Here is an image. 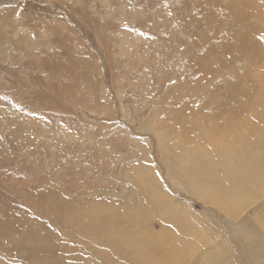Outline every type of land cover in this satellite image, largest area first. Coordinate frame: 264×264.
Returning <instances> with one entry per match:
<instances>
[{"label": "rangeland", "instance_id": "1", "mask_svg": "<svg viewBox=\"0 0 264 264\" xmlns=\"http://www.w3.org/2000/svg\"><path fill=\"white\" fill-rule=\"evenodd\" d=\"M0 48L17 56L0 58V264H31L32 246L56 250L60 264H93L90 254L135 238L140 264L144 251L155 264H216L218 247L217 264H264V191L230 209L231 196L199 189L182 174L197 144L177 145L175 119L224 102L246 117L264 81V0H0ZM224 157L237 158L230 145ZM51 201L77 210L82 226L95 211L94 223L131 211L130 240L110 247L99 231L97 244L75 242L79 226L50 224ZM129 255L113 257L133 264Z\"/></svg>", "mask_w": 264, "mask_h": 264}, {"label": "bare ground", "instance_id": "2", "mask_svg": "<svg viewBox=\"0 0 264 264\" xmlns=\"http://www.w3.org/2000/svg\"><path fill=\"white\" fill-rule=\"evenodd\" d=\"M259 85H261V88L260 91L259 90L257 91H259V94H261L260 97H254L251 101V104L250 105L248 104L249 106L247 107L243 106V108H241L243 113L246 114V117L242 118L240 111L239 112L237 111L238 109L229 110L226 102L218 105L216 113L214 112L210 113L205 111H202L201 113L200 112L194 113L195 115L192 116L193 121H190V118L186 119V117H182L180 115L175 117V119H177V124H181L182 127V130L181 132H179L180 134L178 135L180 141L179 143H177V145L182 142L183 144L189 142L194 147V145L197 144V148H193L194 149L193 160L190 159V156L188 154L184 155V161L190 165V169L193 171L190 170L192 174L186 173L184 171L182 173L183 176L185 177L189 176L193 178L195 182L199 183V187H198L199 189L203 188L205 190V193L210 192V197L211 195L215 197L219 195L231 196V201L229 204H227L226 201H222V204L225 203L229 205L230 209L231 207H234L235 205L234 201L237 198V196L241 197V198H237L238 200L236 199L237 202L240 203L244 201L245 196H248L246 193H250L249 190L254 191L255 193L260 192V194L262 191H264V81L262 79L260 80ZM255 95H258V93ZM202 105L207 106L208 105L207 100L203 101ZM162 126L163 128L165 127L166 130L171 129L170 125H162ZM190 130H194L195 132L192 136L191 135L189 136V139H186L184 133ZM196 131H198V133ZM163 144L164 143L162 142L161 147L163 146ZM229 145H230V149L232 150V153H234L237 157L235 158V160H231V159L226 160L224 157L227 152V147ZM210 152L220 156L219 162L212 161L209 158H207V155L210 154ZM173 153L176 155L175 152ZM161 154L162 155L164 154L167 160L168 158L169 160H171V157H174L173 155H170L169 152H166L165 154L163 147L161 149ZM167 160L166 163H168ZM168 167L171 169L172 172L175 171V173H179L176 172L177 168L174 165V160L169 163ZM136 172L138 171L136 170ZM146 180L147 179L144 176H141V184L144 183ZM147 183L149 182H145L143 186H141L142 193L144 194L143 200L147 199L145 194L146 195L148 194L147 193L148 190L144 188L145 186L147 187ZM192 187L194 188V185ZM134 193L135 196L133 195V199L137 196L136 188H134ZM46 206L49 212L48 214L53 216L51 217V219H49V221H51L50 224L52 226L54 227L57 226L59 229L64 230L62 225H59L58 223L52 220L53 218H55L59 222H63L67 224L66 230L69 228V226L75 229L77 228V226H79L80 229L76 230L75 232L72 231L73 233L72 236L75 237H77V235L78 236L83 235V236L81 239L75 242L79 241L84 244V241L86 240L85 237L89 235L90 238L92 237L97 244L99 231H101L103 236H105V239H103L105 245H108L110 247H114L120 241L130 240L129 237L131 235V232H129L128 230V225H129V220L131 218L130 217L131 211H127V214L122 216L123 220L120 217L113 219L114 216H111L112 213L111 214L102 213L99 221L94 223L95 217L100 214L98 211H95L94 216L92 217L93 222L85 223L82 226L81 223L83 222L78 220L75 221V219L77 218L75 219L72 218V216L75 215L73 214V211H77V210H73V208H71L67 202L64 201L62 204L57 205V203L54 204L51 201ZM71 214L72 216H70ZM177 223L179 225V222ZM70 224L72 225L75 224V227ZM35 233H36L35 237H40L42 240H46L47 244H51L48 241L52 242L55 239L51 235H49V232H47L48 237L50 238V240L47 241V239L49 238L47 239L43 238L44 235H42L43 237L39 236L40 232H36V229L32 228L30 230V234L33 235ZM110 234L113 235L117 234L120 237L112 240L107 239L106 236H109ZM87 240H89V238H87ZM137 241L138 239L135 238L134 240L129 241L128 244L125 242H121L122 249L124 250H121L119 252H113L111 254H106L103 251L98 250L97 252L90 254V258L94 256V258L92 259L93 264H99L97 259L99 258V261L100 260L103 261L104 257L102 255H104L105 257H107L106 261L108 263L115 262L117 264L118 260H116L113 257V255L126 252V254H130L129 256L133 260H135L133 261V264H140L142 262L140 261V254L142 252L138 254L136 253V251H138L140 248L142 249L143 244L139 245ZM66 248L67 247H63L62 249H66ZM220 249H222V247H218L217 250L215 249L216 251L213 252L212 257H208V259L210 258V260L212 261L211 263L214 262V259L218 260L216 264L218 262L221 263V260L219 259V254L217 253L219 252L218 250ZM70 251L71 253H73V259H83V256L78 255L77 250L74 251L72 248ZM30 253L36 257H39V258H33V257L30 258L31 264L61 263L60 256L57 255L56 250H50L49 248L47 249L34 248L32 246V248L30 249ZM144 253L146 257V261H145L146 264L149 263L155 264V260L157 257L156 254L149 253L150 255L148 256L146 255V251H144ZM41 257H46V258H41ZM228 257L229 255L227 256V260L229 259ZM210 260H208L207 262H210ZM82 261L83 260L75 261V262L76 264H83ZM223 261H226V257L223 259ZM145 262L143 264H145Z\"/></svg>", "mask_w": 264, "mask_h": 264}, {"label": "crops", "instance_id": "3", "mask_svg": "<svg viewBox=\"0 0 264 264\" xmlns=\"http://www.w3.org/2000/svg\"><path fill=\"white\" fill-rule=\"evenodd\" d=\"M5 15H8L10 16L9 14H5ZM9 52V54L7 53ZM6 53L13 59L15 58V61L17 60V56L15 55V49L14 48H10V50H8ZM4 52H2V49L0 48V58L1 57H5V54Z\"/></svg>", "mask_w": 264, "mask_h": 264}]
</instances>
